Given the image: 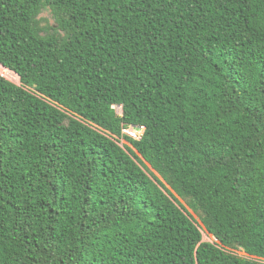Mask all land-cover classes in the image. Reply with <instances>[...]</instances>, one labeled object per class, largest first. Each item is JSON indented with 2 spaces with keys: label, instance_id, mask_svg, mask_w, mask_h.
<instances>
[{
  "label": "trees",
  "instance_id": "1",
  "mask_svg": "<svg viewBox=\"0 0 264 264\" xmlns=\"http://www.w3.org/2000/svg\"><path fill=\"white\" fill-rule=\"evenodd\" d=\"M0 65V264H264V0H0Z\"/></svg>",
  "mask_w": 264,
  "mask_h": 264
},
{
  "label": "rangeland",
  "instance_id": "2",
  "mask_svg": "<svg viewBox=\"0 0 264 264\" xmlns=\"http://www.w3.org/2000/svg\"><path fill=\"white\" fill-rule=\"evenodd\" d=\"M41 18L44 20V25L46 23L53 25V18L51 15V12L49 10H46L42 13ZM0 75L3 76L4 78H6L7 80L13 82L14 84L19 85L20 84V78L18 75H16L14 72L9 71L7 69H5L4 67H0ZM115 109L117 112H119V114L122 112V107L120 106H115ZM204 235V240L209 242L211 241V238L207 235V234H203Z\"/></svg>",
  "mask_w": 264,
  "mask_h": 264
},
{
  "label": "built area",
  "instance_id": "3",
  "mask_svg": "<svg viewBox=\"0 0 264 264\" xmlns=\"http://www.w3.org/2000/svg\"><path fill=\"white\" fill-rule=\"evenodd\" d=\"M117 114L119 116H122L123 110H122V112L120 114H119V112H117ZM145 130H146L145 126L127 125V126L123 127L122 135H123V137H130V138H132L134 140H138L139 141V140L142 139ZM123 142H124V139H122L121 145L123 144ZM211 242H212V240H211ZM238 255L244 257L243 253H240ZM258 261L264 262V260H258Z\"/></svg>",
  "mask_w": 264,
  "mask_h": 264
},
{
  "label": "clouds",
  "instance_id": "4",
  "mask_svg": "<svg viewBox=\"0 0 264 264\" xmlns=\"http://www.w3.org/2000/svg\"><path fill=\"white\" fill-rule=\"evenodd\" d=\"M121 107V106H120ZM114 109H115V107H114ZM116 110V109H115ZM212 240V239H211Z\"/></svg>",
  "mask_w": 264,
  "mask_h": 264
},
{
  "label": "bare ground",
  "instance_id": "5",
  "mask_svg": "<svg viewBox=\"0 0 264 264\" xmlns=\"http://www.w3.org/2000/svg\"><path fill=\"white\" fill-rule=\"evenodd\" d=\"M0 67H1V65H0Z\"/></svg>",
  "mask_w": 264,
  "mask_h": 264
}]
</instances>
